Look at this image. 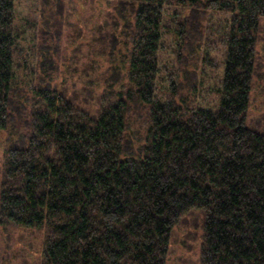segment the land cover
<instances>
[{
  "label": "trees",
  "instance_id": "1",
  "mask_svg": "<svg viewBox=\"0 0 264 264\" xmlns=\"http://www.w3.org/2000/svg\"><path fill=\"white\" fill-rule=\"evenodd\" d=\"M104 2L112 65L89 110L54 84L64 0H42L33 68L15 0H0V225L44 228L42 264H167L173 229L198 210L199 264H264V132L247 126L264 0ZM209 32L223 60L217 100L200 105ZM167 35L180 71L163 91Z\"/></svg>",
  "mask_w": 264,
  "mask_h": 264
},
{
  "label": "rangeland",
  "instance_id": "2",
  "mask_svg": "<svg viewBox=\"0 0 264 264\" xmlns=\"http://www.w3.org/2000/svg\"><path fill=\"white\" fill-rule=\"evenodd\" d=\"M55 1V0H52ZM62 10L63 36L58 43L62 49L59 63V76L55 85L67 86L70 90H81L78 100L82 108L89 109L101 99L104 87V74L112 64L109 60V41L112 23H108L106 11L111 6L104 0H64ZM16 27L24 33L23 48L28 51L30 67L36 64L32 49L37 44V34L41 28L42 0H15ZM55 18L60 22L54 5ZM48 16V15H47ZM220 14L212 15L210 29L217 23ZM224 20V15L222 16ZM166 34V33H165ZM259 41L256 48V74L251 92L247 126L257 132H264V20L260 21ZM206 39V38H205ZM210 48L204 47L202 55L210 60L200 67V85L196 92L200 105L212 104L217 96L211 91L216 89L221 75L223 49L218 37L207 36ZM165 51L160 55V85L164 91L168 74L180 71L179 64L172 53L176 49L173 38L163 39ZM198 71V74H200ZM26 75L17 74V80L32 84L35 75L26 70ZM67 81V84L64 81ZM182 83V82H181ZM137 120V118H136ZM138 121V120H137ZM137 124V123H136ZM6 133L0 131V189L3 183L5 164ZM203 214L194 210L183 216L170 236V249L167 264H199L203 240ZM46 230L24 229L11 224L0 225V264H42L41 251Z\"/></svg>",
  "mask_w": 264,
  "mask_h": 264
}]
</instances>
